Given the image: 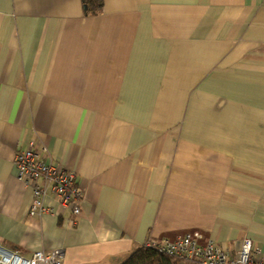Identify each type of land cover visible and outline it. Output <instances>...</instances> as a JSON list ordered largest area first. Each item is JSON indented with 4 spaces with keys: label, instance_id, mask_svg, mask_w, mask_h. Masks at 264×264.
Returning <instances> with one entry per match:
<instances>
[{
    "label": "crops",
    "instance_id": "obj_1",
    "mask_svg": "<svg viewBox=\"0 0 264 264\" xmlns=\"http://www.w3.org/2000/svg\"><path fill=\"white\" fill-rule=\"evenodd\" d=\"M0 0V244L123 264L198 233L264 251V0ZM76 175L29 216L17 152Z\"/></svg>",
    "mask_w": 264,
    "mask_h": 264
},
{
    "label": "built area",
    "instance_id": "obj_2",
    "mask_svg": "<svg viewBox=\"0 0 264 264\" xmlns=\"http://www.w3.org/2000/svg\"><path fill=\"white\" fill-rule=\"evenodd\" d=\"M45 155L46 147L38 151L32 145L17 152L14 158L18 179L32 189L29 216H59L57 211L46 203L50 195L61 210L71 211L69 223L75 225L81 213L82 199L76 175L63 166L45 161ZM202 240L200 234L192 233L174 241L150 239L145 247L176 259L177 264H264V251L249 238L243 239L236 253L223 249L215 241ZM64 258L63 249L48 252L38 250L32 256L24 257L0 244V264H64Z\"/></svg>",
    "mask_w": 264,
    "mask_h": 264
},
{
    "label": "trees",
    "instance_id": "obj_3",
    "mask_svg": "<svg viewBox=\"0 0 264 264\" xmlns=\"http://www.w3.org/2000/svg\"><path fill=\"white\" fill-rule=\"evenodd\" d=\"M84 3L85 7L93 13L102 6L101 0H84ZM123 264H177V261L143 246L134 251Z\"/></svg>",
    "mask_w": 264,
    "mask_h": 264
}]
</instances>
